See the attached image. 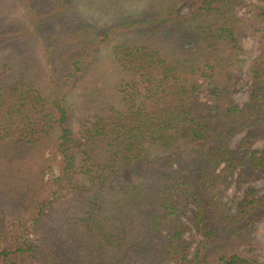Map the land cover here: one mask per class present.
Returning a JSON list of instances; mask_svg holds the SVG:
<instances>
[{
	"label": "trees",
	"instance_id": "1",
	"mask_svg": "<svg viewBox=\"0 0 264 264\" xmlns=\"http://www.w3.org/2000/svg\"><path fill=\"white\" fill-rule=\"evenodd\" d=\"M245 1L148 0L141 17L98 30L72 0H17L22 16L17 24L0 19V46L36 48L55 77L41 89L31 88V77L14 75V53L5 58L11 77L5 84L0 75V196L7 197L0 206V264H29L37 255L40 264H126L146 256L151 236L166 220L161 255L173 264H264L252 249L238 250V244H250L243 229H250L264 200L247 192L233 214L221 202L222 186L235 169L264 175V153L243 155L229 145L235 133L257 128L264 118L259 60L251 69L248 101L239 107L231 96L243 49L238 6L249 5L252 18L264 22V4ZM113 40L118 42L107 60L95 65L101 46ZM79 84L95 90L83 88L88 99L76 137L65 91ZM205 89L211 103L200 99ZM176 139L192 146L196 158L170 170ZM145 164L168 170L171 180L158 200L163 210L153 211L145 230L149 237L126 241L122 255L78 248L96 240L94 228H101L93 219L86 220L87 238H77V248L51 236L41 251L29 238L28 226L41 223L51 196L59 200L79 189L81 178L103 186L117 170ZM47 170L51 177L44 179ZM190 202L203 233L192 256L182 220Z\"/></svg>",
	"mask_w": 264,
	"mask_h": 264
},
{
	"label": "rangeland",
	"instance_id": "2",
	"mask_svg": "<svg viewBox=\"0 0 264 264\" xmlns=\"http://www.w3.org/2000/svg\"><path fill=\"white\" fill-rule=\"evenodd\" d=\"M105 1L108 3L105 4ZM141 1L145 4L143 5L139 0H97V3L92 5L87 0H79L78 2L72 0L77 11L82 14L83 20L98 30L106 29L126 18H139L142 14H146V10H149L148 7L146 9L148 0ZM245 2L264 4V0H246ZM21 8L22 6L17 0H0V19L4 22L3 24H17V20L22 16ZM182 11L185 12L186 8H182ZM237 17L240 21L243 49L239 56L241 61L234 72L231 96L239 107H243L250 98L253 88L251 69L257 60L262 63L261 65L264 64V22L252 18L249 5L245 4L238 6ZM117 40L101 46L97 53L95 65L101 64L100 66H102L101 62L107 60V53L110 52L112 45L118 42ZM12 53H14L19 64L14 75L21 73L23 79L31 77L34 80L31 88L41 89V87L46 86L49 79L55 77V71H49L50 65L46 64L36 48L30 45L24 47L23 45L20 47L0 46V75L5 77L3 80L5 84L10 81L11 77L10 70L5 64V58ZM81 84L84 85L85 83ZM81 84L65 91L71 128L76 137H79L80 134L81 124L84 120L83 111L88 99L87 92L83 88H88L89 91L95 90V88L81 86ZM207 92L206 89L202 90L200 99L203 102L211 103V97ZM229 145L239 150L243 155H247L251 151L264 153V118L257 128H246L235 133L230 138ZM174 151L175 155L170 163V170L171 167L172 170H177L187 160L191 161V158L192 160L196 158V150H193L192 146L185 145L180 139L175 140ZM81 157L82 155L76 152L77 161H81ZM161 169L145 164L139 165L135 169L117 170L103 186L91 185L84 178L79 179V189L67 192L59 200H55L51 196L50 206L42 217L41 223L28 226L29 238L40 247L41 251L51 236L64 239L70 247L75 246L77 248L75 240L87 238L83 234L88 227L86 220L93 219L96 226L101 228L100 230L94 228L96 240L85 239L86 241L83 242L86 243H81L78 248L82 249L84 253L89 248L94 253L108 249L121 250L120 254L122 255L129 247L124 246L126 241L129 242L131 239L135 243L134 241L139 242L145 236L149 237L146 231L148 224L153 223V211L156 210L155 212L159 214L163 210L159 206L158 200L164 195L165 182H169L171 178L168 170L160 173ZM54 171V174L57 175L58 169L55 165ZM44 176V179L51 177V172L47 170ZM247 192L252 193L254 198L264 200V175L245 174L243 169L239 167L227 177L222 186L221 202L224 209L229 213H235ZM6 198L5 195L0 196V206L5 203ZM194 215L195 206L190 202L182 216L183 222L189 227V230L183 234V242L189 245V256L194 254L198 243L203 238L200 227L195 224ZM255 216L250 224V229H243V232H248L251 242L249 245L238 244V250L252 249L253 255L260 261H264V208L260 209ZM167 225V220L160 222L155 234L151 236L152 243L146 249V256L141 254L136 261L125 263L173 264L172 261L163 258L161 255ZM130 227H134L137 232L132 231ZM39 260V255L31 256L28 263L40 264Z\"/></svg>",
	"mask_w": 264,
	"mask_h": 264
}]
</instances>
